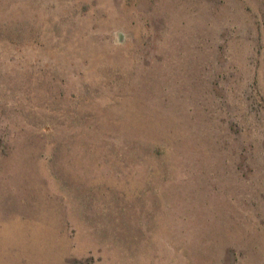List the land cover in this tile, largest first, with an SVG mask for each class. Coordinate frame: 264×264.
I'll use <instances>...</instances> for the list:
<instances>
[{
	"label": "rangeland",
	"instance_id": "374dc122",
	"mask_svg": "<svg viewBox=\"0 0 264 264\" xmlns=\"http://www.w3.org/2000/svg\"><path fill=\"white\" fill-rule=\"evenodd\" d=\"M0 264H264V0H0Z\"/></svg>",
	"mask_w": 264,
	"mask_h": 264
}]
</instances>
